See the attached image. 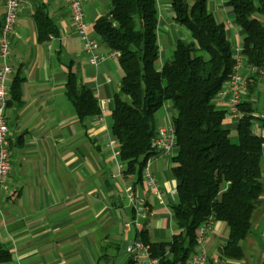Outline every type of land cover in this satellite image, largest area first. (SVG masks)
<instances>
[{
	"label": "crops",
	"instance_id": "0c3cea01",
	"mask_svg": "<svg viewBox=\"0 0 264 264\" xmlns=\"http://www.w3.org/2000/svg\"><path fill=\"white\" fill-rule=\"evenodd\" d=\"M227 1L207 0V9L225 24L235 52L241 49L245 33L234 23ZM155 3L159 47L156 63L161 66L170 58L176 41L186 43L190 35L173 20L171 0ZM40 4L57 28V34L49 35L45 42L37 40L33 20ZM3 10L0 1V23ZM83 10L89 34L96 38L94 21L108 10L107 2L84 0ZM257 17L264 24V15ZM108 50L99 42V51ZM9 61L14 71L20 68L23 82L21 100L12 102L6 111L11 166L6 178L10 188L0 190V245L9 250L11 259L3 264H124L129 258L126 249L132 234L124 230L123 224L133 211L122 192L133 180L132 176L118 174L116 159L108 146L113 96L122 76L117 58L89 64L65 1L29 0L17 13ZM255 70L244 66L242 74L248 79ZM68 71L79 75L98 103L104 102L102 115L79 121L66 95ZM255 76L249 78V84L256 81L254 92L249 96L248 91L244 93L241 101L248 100L253 105L255 100L264 112V68ZM213 102L226 109V95L215 96ZM173 114L170 103L165 102L155 113V127L166 124ZM255 114L259 113L255 110ZM236 124L232 118L224 120L230 135L236 134ZM172 164L171 156H153L151 167L165 193L177 185ZM138 188L139 193L144 192L140 184ZM175 199L176 195L171 202ZM152 207L154 216L147 230L150 239L167 241L175 231L171 228L169 204L154 201ZM227 235L228 227L216 221L205 242L206 264L209 259L218 261V248ZM219 261L231 263L222 258Z\"/></svg>",
	"mask_w": 264,
	"mask_h": 264
},
{
	"label": "trees",
	"instance_id": "16d2710c",
	"mask_svg": "<svg viewBox=\"0 0 264 264\" xmlns=\"http://www.w3.org/2000/svg\"><path fill=\"white\" fill-rule=\"evenodd\" d=\"M104 1L108 10L95 19L93 32L99 42L120 53L122 76L113 96L110 135L119 149L123 176L140 181L146 160L157 154L150 145L155 113L165 102L174 110L176 152L171 172L177 185L176 199L168 204L175 231L167 241H154L145 229L139 232L141 240L157 264H185L195 247L197 227L213 218L228 227L227 239L218 248L220 258L241 260V241L264 192V137L254 132L258 116L251 102L243 100L238 105L242 115L236 124L237 141L232 142L224 126L225 109L213 102L235 62L225 24L208 11L207 0H171L173 20L188 31L190 40H177L170 58L158 66L155 0ZM227 5L245 33L244 66L256 68L257 74L264 68V24L255 14L264 15V0H228ZM33 20L39 42L57 34L43 4L35 8ZM254 73L249 78H256ZM10 77L7 107L19 102L22 93L20 68ZM255 88L256 81L248 84L244 95ZM65 90L80 122L100 114L96 96L77 73L68 71ZM10 259L9 250L0 245V264ZM124 264L134 262L128 258Z\"/></svg>",
	"mask_w": 264,
	"mask_h": 264
},
{
	"label": "built area",
	"instance_id": "2783aa9c",
	"mask_svg": "<svg viewBox=\"0 0 264 264\" xmlns=\"http://www.w3.org/2000/svg\"><path fill=\"white\" fill-rule=\"evenodd\" d=\"M3 5V17L0 25V190L8 191L9 185L6 181L10 170V138L6 123L7 102L10 97L9 82L14 69L9 61L11 54V39L14 33L15 22L18 11L29 0H0ZM72 23L74 32L78 35L82 43V50L86 54L89 64L98 65L107 58H118L119 51L109 49L103 53L99 51V42L89 34V23L86 20L83 10L84 0H64ZM235 62L232 66L227 80L224 81L217 95H226L227 106L225 109L226 117L238 121L242 113L238 109L242 95L247 91L249 78L242 74L244 59L241 49L233 52ZM252 70L256 68L251 67ZM216 95V96H217ZM104 102L98 103L100 114L104 112ZM258 118L253 121V130L260 128L264 112L259 113ZM176 135L172 119L161 126L155 128L154 135L151 138L150 145L157 154L172 156L176 152ZM108 146L115 157V164L118 174L122 175L123 164L119 160V149L113 138L109 139ZM153 156L149 157L140 171V181L136 176H132L133 183L124 187L122 197L131 206L132 217L124 222V230L132 234V238L127 246V254L134 264H157V259L152 258L149 253L148 245L144 244L139 236V232L147 230L151 219L154 216L152 204L154 201L159 205L168 206V203L176 195V189L168 193L163 191L159 180L157 179L151 164ZM138 184L141 185L144 192L139 193ZM152 200L153 203H152ZM171 212V211H170ZM216 220L208 218L201 222L196 229L195 247L185 264H206L208 254L205 248V242L212 232Z\"/></svg>",
	"mask_w": 264,
	"mask_h": 264
},
{
	"label": "rangeland",
	"instance_id": "374dc122",
	"mask_svg": "<svg viewBox=\"0 0 264 264\" xmlns=\"http://www.w3.org/2000/svg\"><path fill=\"white\" fill-rule=\"evenodd\" d=\"M257 15L259 14H255V16ZM258 103L259 102L253 100L254 110H256L257 113L263 112V110L260 109L261 108L260 103L259 104ZM262 123L263 122L261 121V125ZM263 131L264 129L261 130V127L256 129V133L258 135H263L262 134ZM230 138L232 142L237 141L236 134H231ZM263 155H264V143H263ZM261 167H262V180L264 184V156L262 157V160H261ZM258 203L259 204L257 206V209L253 213V217L251 220L253 224L251 225L250 231L248 235L246 236V238L241 241V246L243 249L244 256L239 261L233 262L229 260V262H231L230 264H260L262 260L264 259V192ZM258 218L260 219V221L254 222ZM219 222H222V225H225V228L227 227L225 222L223 221H219ZM172 227H174V225H171V228ZM168 231L170 230L168 229ZM219 244H221V242ZM218 253L219 252L217 251V254ZM217 258H218V261L216 263H214L212 259H209V264H228L223 261L220 262L219 261L220 258L219 257ZM207 261H208V258H207ZM225 261H228V260L225 259Z\"/></svg>",
	"mask_w": 264,
	"mask_h": 264
}]
</instances>
